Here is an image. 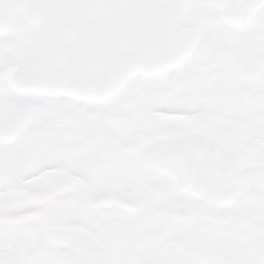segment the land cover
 I'll return each mask as SVG.
<instances>
[{
  "label": "snow or ice",
  "instance_id": "obj_1",
  "mask_svg": "<svg viewBox=\"0 0 264 264\" xmlns=\"http://www.w3.org/2000/svg\"><path fill=\"white\" fill-rule=\"evenodd\" d=\"M0 264H264V0H0Z\"/></svg>",
  "mask_w": 264,
  "mask_h": 264
}]
</instances>
